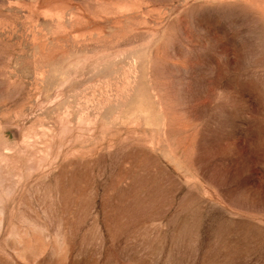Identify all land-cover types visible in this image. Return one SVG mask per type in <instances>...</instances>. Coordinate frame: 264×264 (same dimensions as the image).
<instances>
[{"label": "rangeland", "instance_id": "rangeland-1", "mask_svg": "<svg viewBox=\"0 0 264 264\" xmlns=\"http://www.w3.org/2000/svg\"><path fill=\"white\" fill-rule=\"evenodd\" d=\"M0 264H264V0H0Z\"/></svg>", "mask_w": 264, "mask_h": 264}]
</instances>
